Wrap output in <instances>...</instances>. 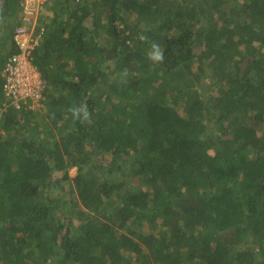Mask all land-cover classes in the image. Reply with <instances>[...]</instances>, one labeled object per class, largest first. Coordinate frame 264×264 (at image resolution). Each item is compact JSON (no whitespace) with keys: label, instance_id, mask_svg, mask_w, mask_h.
Masks as SVG:
<instances>
[{"label":"trees","instance_id":"16d2710c","mask_svg":"<svg viewBox=\"0 0 264 264\" xmlns=\"http://www.w3.org/2000/svg\"><path fill=\"white\" fill-rule=\"evenodd\" d=\"M18 1L0 264H264V0H50L37 109L4 91Z\"/></svg>","mask_w":264,"mask_h":264},{"label":"built area","instance_id":"2783aa9c","mask_svg":"<svg viewBox=\"0 0 264 264\" xmlns=\"http://www.w3.org/2000/svg\"><path fill=\"white\" fill-rule=\"evenodd\" d=\"M46 0H23L20 26L14 32V42L18 52L13 54L4 71L6 82L4 91L8 98H13L18 107L32 100L39 104L43 99L46 83L34 66L33 52L40 46L43 30L37 31V18L40 5Z\"/></svg>","mask_w":264,"mask_h":264},{"label":"clouds","instance_id":"9594fccd","mask_svg":"<svg viewBox=\"0 0 264 264\" xmlns=\"http://www.w3.org/2000/svg\"><path fill=\"white\" fill-rule=\"evenodd\" d=\"M22 1L23 0H20V2L21 3H19V5H20V8H22ZM50 0H46L45 1V3H43L42 5H40V9H42L43 8V6L45 5V4H47L48 2H49ZM81 2L83 3V0H81ZM23 9V8H22ZM19 10H21V9H19ZM21 13H22V10H21ZM44 19V16H41V12H39L38 11V18H37V31L38 32H41V30H43V36H42V39L40 40V46H41V44L46 40V38H47V36H48V29H47V26H48V21L47 20H43ZM20 26V21H19V25L16 27V29L18 28ZM15 29V30H16ZM15 32V31H14ZM12 43L14 44V46H15V49H18L17 47H16V44H15V42H14V33H13V35H12ZM11 43V44H12ZM40 46H38L37 48H36V50L40 47ZM35 50V51H36ZM17 52H18V50H17ZM16 52V53H17ZM153 58L155 59V60H162V54L157 50V52H156V54L153 56ZM37 69V68H36ZM38 71V70H37ZM39 72V71H38ZM40 73V72H39ZM4 78H5V74H4ZM41 78H42V76H41ZM43 80V79H42ZM47 87V86H46ZM46 90H47V88L45 89V92H44V96H43V99L40 101V103L39 104H35L32 100H29L30 102H32L31 103V105L34 107V108H39V107H42V102L45 100V94H46ZM28 101V102H29ZM83 109H73L72 111H73V114H74V116H78L79 115V113H80V111H82ZM84 115H85V118H86V116H87V113L85 112L84 113Z\"/></svg>","mask_w":264,"mask_h":264},{"label":"rangeland","instance_id":"374dc122","mask_svg":"<svg viewBox=\"0 0 264 264\" xmlns=\"http://www.w3.org/2000/svg\"><path fill=\"white\" fill-rule=\"evenodd\" d=\"M49 4H50V6H51V2H50ZM46 8H47V7H46ZM46 8H45V9H44V7H43L42 9L39 8L38 11L41 12V16H44V15H50V16H51V15H52L51 12H48V10H47ZM94 16H95L94 14H90V16H89V17L86 19V21H85L87 24H90V27H94V25H95ZM101 22H102L101 20H97V21H96V26L99 27L100 24H101ZM143 23H144V24H141V26H142L141 28H142V29H144L146 22H143ZM2 35H3L4 38H7V37H8L7 31H3V33L0 32V37H1ZM3 37H1V38L3 39ZM4 42H5V40H4ZM10 44H11L10 41H6V48H7V49L9 48ZM7 45H8V46H7ZM7 49H6V50H7ZM78 174H79V173H78L77 168H73V169L70 170V176H71L72 179H73L75 176H77ZM71 182H72V181H71ZM70 184H71V183H70ZM74 185H75V183H74ZM63 186H66V185L63 184ZM69 189H70V187H68V188L66 187L67 194H68V192H69V191H68Z\"/></svg>","mask_w":264,"mask_h":264},{"label":"crops","instance_id":"0c3cea01","mask_svg":"<svg viewBox=\"0 0 264 264\" xmlns=\"http://www.w3.org/2000/svg\"><path fill=\"white\" fill-rule=\"evenodd\" d=\"M21 3L20 1L17 2V4ZM2 32V31H1Z\"/></svg>","mask_w":264,"mask_h":264}]
</instances>
